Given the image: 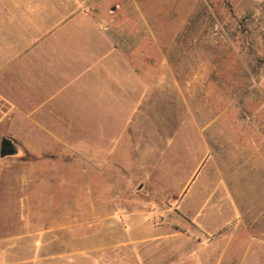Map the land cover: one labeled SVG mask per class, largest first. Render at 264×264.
I'll return each mask as SVG.
<instances>
[{
    "label": "rangeland",
    "instance_id": "obj_1",
    "mask_svg": "<svg viewBox=\"0 0 264 264\" xmlns=\"http://www.w3.org/2000/svg\"><path fill=\"white\" fill-rule=\"evenodd\" d=\"M12 3L107 16L155 90L117 117L73 93L42 109L45 129L23 120V163L0 156V264H188L197 238L221 240L206 263L264 264V0ZM28 62L0 73L25 111L59 85ZM20 162L23 188L4 176Z\"/></svg>",
    "mask_w": 264,
    "mask_h": 264
},
{
    "label": "crops",
    "instance_id": "obj_2",
    "mask_svg": "<svg viewBox=\"0 0 264 264\" xmlns=\"http://www.w3.org/2000/svg\"><path fill=\"white\" fill-rule=\"evenodd\" d=\"M23 1L0 0V73L29 57L27 66L20 68L22 71L29 70L37 75V79L45 82L52 79L59 85L44 99L36 100L28 111L23 110V90L18 93L20 103H17L0 89V104L4 107L0 110V126L5 123L11 137L3 138L9 139L17 150L8 156H19L22 163L23 144L20 140L23 120L37 129H45L47 126L41 122L45 106L53 104L67 109L71 94L87 93L90 96L88 105L91 102L90 113L102 109L105 114L115 112L117 117L124 108L132 107L134 98L141 91L155 90V74L150 72L153 67L150 69L148 65L146 71L141 69L138 43L125 40L123 31L109 24L107 16L96 11L69 8V5L65 8L60 3L57 7L42 4L30 8H24L23 3L17 8L16 3H12ZM0 85L3 86V81ZM35 86L39 95L43 89L37 84ZM34 98L29 97L27 101L33 102ZM92 103L100 105V108L96 111L94 107L92 112ZM63 127L70 129L71 133L83 128L76 120ZM75 134L79 135L78 132ZM21 162L19 167L11 166L4 176L23 188ZM220 243L219 239L207 242L197 238L195 252L188 256L186 263L211 264L202 261L201 254L206 252L207 256H214L222 247Z\"/></svg>",
    "mask_w": 264,
    "mask_h": 264
},
{
    "label": "water",
    "instance_id": "obj_3",
    "mask_svg": "<svg viewBox=\"0 0 264 264\" xmlns=\"http://www.w3.org/2000/svg\"><path fill=\"white\" fill-rule=\"evenodd\" d=\"M16 152L17 150L12 144V142L7 138H3L0 145V156L5 157L8 155L15 154Z\"/></svg>",
    "mask_w": 264,
    "mask_h": 264
}]
</instances>
